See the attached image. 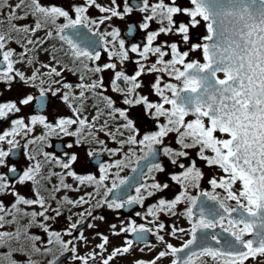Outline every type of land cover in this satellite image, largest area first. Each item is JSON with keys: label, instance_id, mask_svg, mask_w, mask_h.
I'll list each match as a JSON object with an SVG mask.
<instances>
[{"label": "snow or ice", "instance_id": "1", "mask_svg": "<svg viewBox=\"0 0 264 264\" xmlns=\"http://www.w3.org/2000/svg\"><path fill=\"white\" fill-rule=\"evenodd\" d=\"M134 13L140 20L128 24L127 35L139 31L144 38L128 43L114 21ZM200 27L206 34L193 42ZM161 35L180 39L158 42ZM102 53L107 62L100 63ZM129 63L135 65L131 75ZM106 72L112 73L107 86ZM149 75L154 81L145 85L142 77ZM14 85L22 86L19 94L4 99ZM49 96L71 115L50 121L35 113ZM29 108L32 114L25 112ZM136 108L155 121V130L141 133L132 116ZM9 120L0 132V169H7L0 172V264H61L65 254L73 264H113L132 253L136 242L145 244L141 252L152 251L147 234L164 250L133 264H158L165 257L171 264H264V0H0V122ZM37 127L43 132L33 136ZM52 137L74 139L57 156L45 151ZM21 140L29 161L22 171L9 164ZM85 146L98 176L74 169L80 156L68 150ZM105 155L108 160L101 159ZM199 162L216 170L207 180L211 191L201 187L205 172ZM127 168L136 174L131 179L120 175ZM169 181L180 188L172 199L159 195ZM28 186L31 197L20 191ZM83 188L92 191L76 199L58 196ZM9 196L10 204L4 199ZM157 196L136 212L145 223L109 225L113 237L131 233L135 241L112 245L98 224L87 222L106 221L98 210L144 209ZM179 205H186L181 214L190 228L169 232L161 216H177ZM61 218L67 226L57 230ZM84 226L100 242L80 254L82 245L92 243ZM162 233L189 238L177 247Z\"/></svg>", "mask_w": 264, "mask_h": 264}, {"label": "flooded vegetation", "instance_id": "2", "mask_svg": "<svg viewBox=\"0 0 264 264\" xmlns=\"http://www.w3.org/2000/svg\"><path fill=\"white\" fill-rule=\"evenodd\" d=\"M42 2L47 3L48 0H42ZM56 3H61L62 0H55ZM100 2H104V0H100ZM184 0H181V3H183ZM93 15V17L99 15L98 12L96 11H92L91 13ZM177 19H186L184 17H178ZM140 20V16L137 13H134L131 17H129L126 21H120V20H116L114 21V26H117L120 28L121 30V36L122 38H124L128 43H137V42H141L144 38V33L143 32H137L135 36L133 37H129L127 35V26L129 23L132 22H139ZM156 28H158V25L153 23L152 24V29L155 30ZM103 29V26H102ZM205 33L204 29L202 27L197 28L194 30V35H193V42H198L200 37L203 36ZM41 35H43L41 33ZM180 38L177 36H164L161 35L158 39V42H163L165 40L171 42V41H178ZM12 47H17L16 45H11ZM181 47L183 48V45H181ZM17 51H19V48L17 47ZM133 56V60L138 59V57L135 54H132ZM199 54H195L193 58H198ZM41 60H47V56L46 55H41ZM170 58V57H169ZM155 58H151V60L149 62H154ZM108 61V57L106 53H102V60L100 63H104ZM23 67V66H21ZM127 70H128V74L131 75L135 69V65L132 63H129L126 65ZM105 76V84L106 86L108 85V81L110 80L112 73L111 72H106L103 74ZM154 75H149V76H144L142 77L144 84L145 85H149L150 83H152L154 81ZM70 80L75 81L74 77H69ZM165 80L167 81L168 78L165 77ZM22 86L21 85H14V89L15 91L11 94L6 93L4 99H8V98H12L15 99L16 96L19 94V90ZM145 91L147 92V88H145ZM38 95V93H36ZM108 95L112 96L113 99H115L117 101V106L119 107H124V105L121 103V97H119L117 94L112 93L111 90L109 89ZM151 99L155 100L157 99L155 96H150ZM59 104L60 103L56 98H52V97H48L46 99V104L44 107V110L42 112H37L35 111V113L37 114H48L49 112V120H53L54 117L56 116H70L71 112L69 109H67L66 114H63V104H62V109H59ZM65 107V106H64ZM29 114L33 113V109L29 108ZM53 112V110H55ZM132 116L136 119L137 122V126L140 128L141 133H144L146 131H150V130H155V121H152L151 119H148L146 117H143L142 114V109L140 108H136L132 110ZM15 118V117H13ZM10 122V120L8 122H0V132L4 131L7 127V124ZM35 135H41V133H38V130L36 129V133L33 134V136ZM101 138H104L103 136ZM74 138H69V137H52L50 139V144L52 145L51 147H46L45 151L54 153L57 156H62L61 151L59 150L60 147L62 145H66L69 142H72ZM23 144L21 143V151L19 154L18 159L13 160L12 158L9 159V164H15L16 167L18 168V170H23L25 167H27V160L24 159V156H22L23 154ZM108 145L109 147H115L116 145L112 144L111 141H108ZM85 147H81V148H74L72 150H68V151H75L79 153L80 156V160L79 162L74 165V169L77 173L79 174H84L86 172L88 173H94L97 176L99 175L98 173V169H97V165L95 164L94 161H89L88 158L85 155ZM67 150V149H65ZM194 155V153H193ZM101 159L103 160H108V157L105 155L103 156ZM163 163L165 165H168V161L166 158H162ZM135 166V165H133ZM199 166H201L205 172V179L203 181H201V187L205 190L211 191V187L210 185L207 183V180L210 176L216 174V170L214 169H209L207 167H204L202 162H199ZM174 169H172L171 167H169L168 171L171 172ZM3 171H7V169H0V172ZM54 171L60 172L61 169L56 168L54 169ZM115 171V170H113ZM133 172L131 171V168H127L124 171H122L120 173L121 177H128L130 174H132ZM158 179H160L161 181H165L167 179L166 176L164 175H160L158 176ZM67 182L70 184H73V186L75 187V182L71 179L68 178ZM52 183L55 184L57 183V179L54 177L52 180ZM109 184V186H111L110 181L107 182ZM133 183H135V181H133ZM169 183L171 184V187L166 190L164 193L159 194V195H163L165 198L167 199H172L174 198L175 195H177L180 191V188L178 185L172 184L170 181ZM23 193L28 197L32 196V193L30 191V186L25 187L22 189ZM88 191H92L91 188H83L81 190V192H68V191H62L61 193L58 194V196H64L67 195L72 199H76L78 198L80 195H83L85 192ZM192 192L193 195H198L199 194V190L198 189H191L190 190ZM130 194L134 195L135 191L134 189H132L130 191ZM159 198V196L157 197H151L149 198L146 202H145V208L142 209L139 206H132L130 208H124V209H120L118 211H112V210H98L95 214L96 215H100L103 214L106 217V221L105 222H100V221H91L88 220L87 222H92V223H96L99 225V230L101 232H103L105 235H109L110 240L112 241V245H122V242L124 239H132L135 241V236L131 233L128 234H122L120 237H113L109 231V225L110 224H117V226L119 227L120 222L124 221L125 224L128 222V220H135L138 224L139 223H145V221L141 218L136 216V212H144L146 210V207L148 205H151L153 203L156 202V200ZM6 203H9L12 201L11 200H7V198H4ZM85 207H87V205H85ZM186 207V205H179L177 207V216H165L162 215L161 216V221L165 223L167 230L170 232L171 227L175 226L178 228H190V225L188 224L187 220L185 219V217L181 214L183 213L184 208ZM31 210V209H29ZM38 210V209H37ZM74 211H82V209H77ZM67 214V213H66ZM75 219V217H74ZM151 219V218H149ZM26 222V221H25ZM66 225V221L61 218L59 220V222L55 225V228L57 230L63 229L65 228ZM14 226H6L5 230H9L11 231L13 229ZM83 231L85 232V235L88 236L91 240L92 243L89 244L87 247H84L83 245L80 247V254H84L86 251L92 250L95 248V245L98 244L100 242V240L98 238L93 239L94 237V233L91 229H88L86 226L83 227ZM33 232H36L37 234H41L39 233L38 229H33ZM165 234V239L167 242L172 243L174 246L180 247L181 244L183 243L184 240L188 239L189 237L183 234H178L180 235V239H176L173 238L171 235H168L166 233H162ZM147 243L149 245H155V248L152 251H149L148 249H145L144 252H141L139 249L141 248H145V244L143 242H136L134 243V249L133 252L130 254H126L123 257H117L115 259V261L113 262V264H133L134 259L137 258H142L145 260L148 259H152L154 258V256L156 254H158L159 251L164 250V245L160 244L158 241H156L155 237L152 236L151 234H147ZM111 245L109 246V251H111ZM96 251H99V249H96ZM107 255V253L105 254ZM61 264H73V261L71 260V255L70 254H65V257L61 258ZM78 264V262H77ZM97 264H99V261L97 262ZM158 264H171V258L170 257H165L163 258L160 262H158Z\"/></svg>", "mask_w": 264, "mask_h": 264}, {"label": "rangeland", "instance_id": "3", "mask_svg": "<svg viewBox=\"0 0 264 264\" xmlns=\"http://www.w3.org/2000/svg\"><path fill=\"white\" fill-rule=\"evenodd\" d=\"M37 93H38V92H37ZM59 109H60V110L62 109V104H59ZM29 111H30V109H26V110H25V112L28 113V114H29ZM54 111H56V109L53 110V112H54ZM66 111H67V108L63 106V114H66ZM22 114H24V113H22ZM48 114H49V112H48ZM48 114H47V115H48ZM48 116H49V115H48ZM9 127H10V122L7 124V127H6L5 130H7ZM36 129L38 130V133H41V134H42V132H43V129H42V128L37 127ZM36 129H35V131H34L33 134L36 133ZM33 134H32V135H33ZM18 139H19V138H18ZM21 143H25V141H24V140H21ZM22 156H24V159L27 160L26 156L24 155V151H23ZM28 163H29V161L27 160V165H28ZM22 189H23V188H21L20 191L23 193ZM6 198H7V200H11L12 197L9 196V197H6Z\"/></svg>", "mask_w": 264, "mask_h": 264}, {"label": "water", "instance_id": "4", "mask_svg": "<svg viewBox=\"0 0 264 264\" xmlns=\"http://www.w3.org/2000/svg\"><path fill=\"white\" fill-rule=\"evenodd\" d=\"M45 104H46V102H45ZM44 107H45V106H44ZM43 110H44V108H39V107L35 108V111H37V112H42ZM20 151H21V146H20L18 149L14 150V153L11 155L10 158H12L13 160L18 159L19 154H20ZM135 175H136L135 173H132V174H130V175L128 176V178L131 179V178L134 177Z\"/></svg>", "mask_w": 264, "mask_h": 264}]
</instances>
